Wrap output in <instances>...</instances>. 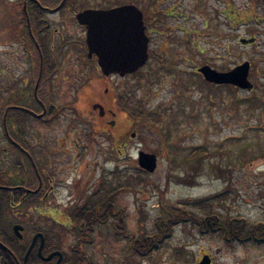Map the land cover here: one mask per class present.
Returning <instances> with one entry per match:
<instances>
[{"label":"rangeland","instance_id":"obj_1","mask_svg":"<svg viewBox=\"0 0 264 264\" xmlns=\"http://www.w3.org/2000/svg\"><path fill=\"white\" fill-rule=\"evenodd\" d=\"M76 1L83 4L73 11H66L63 17L66 29L71 34L82 32L74 13L83 6L107 8L133 3L122 0ZM136 1L134 4L138 7L141 3L143 6L147 3V0ZM19 2L0 0V69L7 71L4 74L0 72V85L9 82L14 75L20 76L24 70L20 43L13 38V35L18 36L20 30L14 21H22L23 11ZM160 6H169L175 13L180 10L188 12L186 31L189 32L185 40L182 39L185 34L175 29L174 23L167 24L170 27L165 34L153 32L151 28L171 22L170 18H163L167 21L163 23L154 20L148 25V46L154 52H151L148 62L139 72L124 76L89 75V82H81L79 88L65 86L72 78H81L82 74L79 73L81 76L70 75L58 90L61 92L60 102H73L80 108H90L95 100L94 91L102 93L107 90L110 95L124 96L126 111L135 105L136 109L143 110L142 106H138L141 103L151 110V116L143 120L134 116L130 124L129 112L119 111L100 125L115 135L117 140H120L119 135L125 137L119 150L112 148L113 144L105 136L87 137L89 127L86 125H77L76 131L73 129L74 138L79 144V148H76L78 156L73 161L68 156L67 140L59 143L58 147L48 143L49 149L54 150V155H50L54 161L52 166L58 168L54 176L58 182L61 180L73 188L70 191L72 196L64 199L66 191L69 192L65 186H60L58 190L62 199L46 205L38 204L37 207L40 210L46 207L62 209L66 203L70 204L66 201L73 199L77 205L86 203L88 194L96 186L94 178L105 176L111 180L116 175L115 166L120 169L119 173L122 170L136 173L137 168L141 169L137 164V155L142 151L156 156L154 170L147 171L150 183L146 186L136 185L131 190L121 189L113 197L116 206L122 207L126 215V230L133 235L154 232L153 218L160 212L157 188L168 202L200 199L225 191L223 206L212 202V210L222 215H239L250 221L264 222V104L251 100L254 94H261L260 87L264 85V2L162 0ZM229 7L231 11L225 12V8ZM49 18L56 16H47ZM238 38H250L252 41L241 44ZM242 61H247L250 66L248 79L254 85L250 90L212 88L204 82L200 83L193 73L196 67L204 64L217 70H227ZM165 65L169 68L174 66L175 69ZM56 81L62 82L58 77ZM4 93L5 88L0 92V99ZM107 104L113 108L108 101ZM2 110L0 106V114ZM65 124V121H58L46 125L33 119L32 128L33 132L42 134L37 138L40 141L46 136L61 137L62 132L67 130ZM4 127L6 130V124ZM2 129L0 123V146L3 150H9ZM63 144L66 153L57 151L62 149ZM197 146H206L210 155L189 166L185 154ZM8 152L11 153L10 150ZM61 168L66 170L60 172ZM186 171L192 172L190 184L177 182L179 175ZM9 216L20 220L22 230L19 232L23 235H31L33 227L51 229V233L55 234L53 244L62 250L68 251L69 245L76 241L77 235L71 224L68 227L61 225L68 224L69 220L60 215L51 220L35 210L17 207L14 214ZM12 223L10 229L13 232L12 226L17 222ZM90 238L91 241L84 244V252L92 264H196L203 253L210 255L209 264H264V243L234 242L229 245L217 234L201 235L192 227L183 230L179 224L173 226L170 236L145 256L134 254L126 238L115 236L110 222L95 226Z\"/></svg>","mask_w":264,"mask_h":264},{"label":"flooded vegetation","instance_id":"obj_2","mask_svg":"<svg viewBox=\"0 0 264 264\" xmlns=\"http://www.w3.org/2000/svg\"><path fill=\"white\" fill-rule=\"evenodd\" d=\"M29 1L32 3L27 6L35 12L34 26L37 25V27L33 31L28 29L27 36L21 37L20 35H13L14 41L20 43L25 65L20 76L14 75L9 82H4L0 85V92H3L4 88L6 89V93L0 99V105L6 104L5 106L9 110L8 130H5L4 127L5 117L4 120L2 118V122L4 123V132L2 134L9 144V150L13 154V157L20 150L24 157L29 158V163L35 169L36 173V182L29 184V187L26 186L27 191L25 193L30 194V196H25L26 198L23 200L30 201L31 203L34 202L41 206L62 199L60 191L58 190L60 186H65L68 189L69 194L66 191V194L63 196L66 200L72 196L70 191L73 189L61 180L60 182L56 180L54 174L58 173V168L55 169L52 166L54 161L50 155H54V150L49 149L48 143L58 147L57 145L59 143L67 140V148H69L68 156L73 161L75 156H78L76 148H79L78 140L74 138L73 129L76 131L75 127L77 125L84 127L86 125L89 127L87 137L96 135L103 138L105 136L108 139L106 135L109 131L106 128H101L100 125L104 124L107 119L115 116L117 110L121 109L119 104L124 106L126 103L124 102V96L110 95L107 90H103V94L98 90L94 91L95 100L90 104V108H87V106L81 108L76 107L73 102H60L61 92L58 90L62 86V83H66L69 80L70 75L76 77V74H82V76L80 75L81 78L77 76L76 79L72 78L67 82L65 86L71 89L79 88L81 82H89L87 78L89 75L92 77L97 74L102 76L97 67L95 54H88L85 41V25L78 24L75 20L82 28V32L71 34L66 29V21L63 19L66 11L75 10L74 8L82 5L83 2L76 0H25V3ZM141 1L144 2V0ZM84 8L102 7L85 5L79 10ZM139 8L142 12L145 33L148 39L150 38L149 23L154 20L163 23V21L167 22L163 18H170L171 22L163 23L160 27L155 26L151 28L152 31L165 34L168 27H170L167 24L172 23L173 25L174 23L175 29L182 30L183 34H185L182 37L185 40L186 34L188 35L189 32L186 31L188 22L187 11L180 10L175 13L169 6L161 8L160 4L155 5L154 3H146L145 6L141 3ZM23 9H26V4ZM53 15L56 18L47 19V16ZM53 23L56 25H53ZM146 26L148 27L146 28ZM147 52L149 58L151 52H154V50H150L148 46ZM148 58L144 65L148 62ZM165 67L167 66L165 65ZM169 69L174 70L175 68L173 66V68ZM0 72L4 74L7 71L0 69ZM14 74L16 73L14 72ZM56 77L61 79L62 82H57ZM105 80L108 79L105 78ZM107 101L113 108L108 107ZM93 104H102V111L99 112L98 108H93ZM64 115H67V117L63 118ZM33 119L37 123L46 125L58 121H65L67 130L62 132L61 137L58 135H54L53 138L46 136L44 139L42 138L38 141L37 138L42 134L33 132ZM64 147L65 145L63 144L62 149L57 151L66 153L63 150ZM19 158L21 160V157ZM64 170L66 169L61 168L60 172ZM68 170L70 171L71 169L69 168ZM99 178L100 176L97 179L94 178L93 182L95 183ZM11 188H21V185H11ZM74 200L66 201L70 204L66 203L65 205H74ZM29 209L35 210L40 215L52 220H55V216L60 215L61 218H64L65 215L63 207L62 209L58 207L52 209L46 207L40 210V207L31 205Z\"/></svg>","mask_w":264,"mask_h":264},{"label":"trees","instance_id":"obj_3","mask_svg":"<svg viewBox=\"0 0 264 264\" xmlns=\"http://www.w3.org/2000/svg\"><path fill=\"white\" fill-rule=\"evenodd\" d=\"M19 1L23 11V14H21L22 21L14 22L16 26L20 27L18 36L20 35L23 37L28 35V29L33 31L37 25L34 26L35 12L30 10L29 6H27L32 2H26V9H23L24 0ZM122 1L138 2L136 0ZM250 1L251 4H256L260 0ZM262 2H264V0H262ZM147 3H154L156 5L161 4L162 0H147ZM230 11V7L228 9L225 8V12ZM137 72L139 71L134 72V74ZM193 73L198 77L200 83L204 82L212 88L227 87L231 91L237 89L232 85H219L207 82L196 70H193ZM253 87L254 85L252 84L251 88ZM260 89L261 94H254L252 96L251 100L253 103L264 104V85L260 87ZM5 105L6 104L0 105L3 107L0 114V123L3 128L2 118L5 116V124L8 130L9 110ZM119 105L121 109L117 110V113L119 111L125 113L129 112L128 114L131 117L129 118L131 121L130 124L133 119H135L134 116H137L139 120H143L152 114L151 110H148V108L141 105V103H139L138 106H142L144 108L143 110L136 109L135 105L134 108L132 107L126 111L124 109L125 106ZM2 131L4 132V129H2ZM106 136L110 143L113 144L112 148L119 150L120 144H122L121 141H123L125 137L119 135L120 140H117L115 135L110 131ZM2 148L3 147L0 146V264H53L56 256H53L48 261L40 259L37 251V246L39 245L38 238L28 253L26 260L23 261V256L30 242V238L35 232H40L43 236V243L40 250L41 256H45L51 251L59 250L62 253L59 264H92L91 259L85 255L84 244L91 241L90 236L95 226L105 225L109 222L113 234L118 237L126 238L129 249L138 256H145L148 252L155 250L166 237L170 236L172 227L177 224H179L183 230H188L189 227H192L201 235L217 234L229 245L234 242L241 244L252 242L253 244H259L260 242L261 244L264 243V222L250 221L244 216L242 217L239 215H222L217 210H212V202H215L217 206H223L222 199L226 197L225 191L200 199H185L183 201L177 200L168 202L164 200L161 190L157 188L159 192L157 204L160 212L153 218L152 224L154 232L152 234L143 233L140 236L133 235V233L126 230V215L123 213L122 207L116 206L113 197L114 194L121 189L131 190L134 189L136 185L146 186L150 181L148 180L146 171L137 168L138 171L136 173L124 172L123 170L119 173L120 169H117L116 166L114 168L116 175H114L111 180H107L103 177L94 188V192L88 194L86 203L82 205H70L65 209L66 218L69 222L67 225H61L68 227V225L71 224L74 233L77 235L76 241L69 245L68 251L62 250L59 246L53 244V235L55 234L51 233V229L47 230L42 229V227H33L31 235L22 234V238H18L11 231L10 226L14 224L12 221L19 223L20 220H14L9 215H13L17 207L22 210H28L29 206L37 204L23 200L26 198L25 196H30V194L25 193V191H27L26 186L29 187V184L36 182V173L35 169L29 163V158L24 157L20 150H18V154H14L15 156L13 157V154L9 153L8 149L3 150ZM185 155V161L191 166V164H193L192 162H200L205 156H209L210 152L206 146H197ZM19 157H21V160ZM194 169L195 168H192V170ZM178 178L177 182L190 184L189 178L192 179V172L186 171L181 176L179 175ZM16 184H20L21 188H11V185ZM27 230L29 231V229Z\"/></svg>","mask_w":264,"mask_h":264},{"label":"water","instance_id":"obj_4","mask_svg":"<svg viewBox=\"0 0 264 264\" xmlns=\"http://www.w3.org/2000/svg\"><path fill=\"white\" fill-rule=\"evenodd\" d=\"M75 18L79 24L86 27L85 41L88 54H95L96 63L103 75L117 73L123 76L137 70L147 58V36L144 31L141 10L133 3H123L109 8H86L76 13ZM241 43L251 42L252 39L240 38ZM197 72L202 78L213 84H230L240 89H250L252 83L248 79L249 63L242 61L229 70L219 71L207 64L199 66ZM93 108L102 107L93 104ZM113 121L110 122V125ZM133 134V133H132ZM138 165L145 171L151 172L156 165V156L152 153L139 151L137 155ZM13 233L22 238L19 232L22 226H12ZM39 237L37 248L41 259L48 261L52 256L57 258L54 264H59L62 254L60 251H52L46 256H41L40 249L43 243L41 233H35L24 253L23 261L31 250L36 238ZM210 257L203 254L196 264H209Z\"/></svg>","mask_w":264,"mask_h":264}]
</instances>
